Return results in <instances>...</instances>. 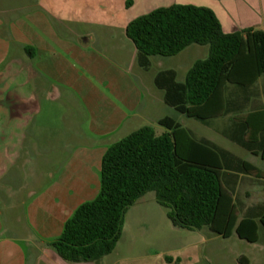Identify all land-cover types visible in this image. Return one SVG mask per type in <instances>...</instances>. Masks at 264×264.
Segmentation results:
<instances>
[{"label": "crops", "instance_id": "crops-1", "mask_svg": "<svg viewBox=\"0 0 264 264\" xmlns=\"http://www.w3.org/2000/svg\"><path fill=\"white\" fill-rule=\"evenodd\" d=\"M127 1L0 0V135H15L12 148L30 153L27 161L20 153L13 161L0 158V264H29V254L30 264H73L49 244L78 206L98 195L105 152L168 116L163 91L154 84L161 70L139 67L136 45L126 34L133 10L150 12L152 0H132L129 7ZM240 1L248 19L233 31L264 30V0ZM252 99L263 101L262 95ZM40 151H49L42 162ZM226 179L241 213L264 204V190L256 201L257 189L236 196L240 181L262 179L245 173ZM258 233L257 242L249 243L204 228L175 256L156 253L137 263L211 264L219 254L231 264L241 257L264 264L260 225ZM219 239L229 245L220 246Z\"/></svg>", "mask_w": 264, "mask_h": 264}, {"label": "trees", "instance_id": "trees-1", "mask_svg": "<svg viewBox=\"0 0 264 264\" xmlns=\"http://www.w3.org/2000/svg\"><path fill=\"white\" fill-rule=\"evenodd\" d=\"M126 34L144 70L154 56H176L193 44L209 46L208 56L194 62L184 82L174 69H165L155 75L154 84L163 91L164 102L188 118L208 125L228 117L224 138L264 161V105L252 99L264 95V30L225 32L211 8L177 3L136 17ZM159 125L165 128L160 135L146 125L107 149L98 195L79 205L49 244L63 261L96 263L111 255L129 209L149 192L167 209L174 227L207 228L224 238L236 234L257 242L264 204L241 213L226 177L245 173L264 179V173L207 140H197L173 117L160 119ZM238 263L247 264L242 257Z\"/></svg>", "mask_w": 264, "mask_h": 264}, {"label": "rangeland", "instance_id": "rangeland-1", "mask_svg": "<svg viewBox=\"0 0 264 264\" xmlns=\"http://www.w3.org/2000/svg\"><path fill=\"white\" fill-rule=\"evenodd\" d=\"M177 3L211 8L220 19L223 29L226 32H232L238 29L242 26L241 24L248 19L242 13L244 6L240 0H152L151 6L147 7L146 10ZM142 12L145 11L137 7L130 16L138 17ZM239 14L243 16L242 20ZM230 17H232L234 21H232ZM249 18L253 20L255 16L251 15ZM208 54L209 46L193 44L176 56H154L152 58L150 72L174 69L177 72V80L179 82H184L187 72L194 62L206 58ZM262 97V103L264 105V95H262ZM166 114L179 122L197 140H209L215 147L228 151L242 160L250 161L264 173L263 160L233 144L221 134L222 129L228 124V117L213 120L207 125L195 118H188L170 106L167 107ZM153 128L157 135L165 131V128L162 126H155ZM11 137L15 138L16 136L12 134L0 135V158L4 161H13L17 158V153H20V160L27 161L28 155H30L29 151H17L12 148L13 143L10 140ZM5 138L8 140L3 142L2 140ZM6 145H9L10 148L6 149ZM40 153L41 157H39V162H42L46 159V154H48L49 151H40ZM40 168H42L41 165ZM25 184L30 185L31 183L27 182ZM256 189L257 191L252 194L254 201L260 196L258 191L264 190V179L257 180L254 184L244 179L239 183L236 196L237 198L240 197L243 199L246 191L252 192ZM199 233L202 234L203 229L190 231L174 227L167 217V209L156 202L154 192H149L144 196L142 202H138L129 209L125 218L122 237L115 251L98 264H136L140 258L156 253L175 256L176 251L181 249L183 245L193 243L194 238H196ZM233 235V239L235 240L236 234ZM219 240L220 246L225 247V245H229V243H224L226 240ZM218 255L216 254V257L214 256V258L210 259L211 264H231L230 259L225 262V260L217 258ZM30 259L31 257L29 254V264Z\"/></svg>", "mask_w": 264, "mask_h": 264}]
</instances>
